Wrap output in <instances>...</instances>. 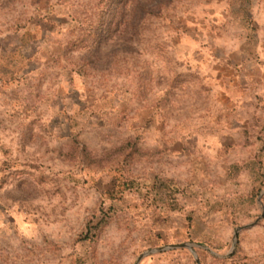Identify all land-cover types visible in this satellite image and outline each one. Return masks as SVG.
Wrapping results in <instances>:
<instances>
[{
	"label": "rangeland",
	"instance_id": "1",
	"mask_svg": "<svg viewBox=\"0 0 264 264\" xmlns=\"http://www.w3.org/2000/svg\"><path fill=\"white\" fill-rule=\"evenodd\" d=\"M183 243L264 264V0H0V264Z\"/></svg>",
	"mask_w": 264,
	"mask_h": 264
},
{
	"label": "water",
	"instance_id": "2",
	"mask_svg": "<svg viewBox=\"0 0 264 264\" xmlns=\"http://www.w3.org/2000/svg\"><path fill=\"white\" fill-rule=\"evenodd\" d=\"M241 230V228H238L237 230L234 231V236L232 239V247H231V251L234 249L235 245H236V240H237V234L238 232ZM195 247H200L202 249H205L206 251L210 252L208 249H206L205 247H202L200 245H196L193 243H183V244H177V245H167L164 247H160V248H155L152 250H149L143 254H141L135 261L134 264H138L144 257L147 256H151L154 254H158V253H162V252H166V251H170V250H175V249H186L189 251H192ZM214 255V254H212ZM196 264H200L199 261L195 258Z\"/></svg>",
	"mask_w": 264,
	"mask_h": 264
},
{
	"label": "trees",
	"instance_id": "3",
	"mask_svg": "<svg viewBox=\"0 0 264 264\" xmlns=\"http://www.w3.org/2000/svg\"><path fill=\"white\" fill-rule=\"evenodd\" d=\"M238 0H236V2H237ZM243 1V0H242Z\"/></svg>",
	"mask_w": 264,
	"mask_h": 264
}]
</instances>
